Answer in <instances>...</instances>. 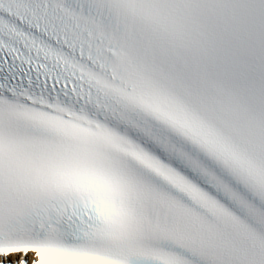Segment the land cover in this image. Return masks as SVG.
Returning <instances> with one entry per match:
<instances>
[{
	"label": "snow or ice",
	"instance_id": "1",
	"mask_svg": "<svg viewBox=\"0 0 264 264\" xmlns=\"http://www.w3.org/2000/svg\"><path fill=\"white\" fill-rule=\"evenodd\" d=\"M0 264H264V0H0Z\"/></svg>",
	"mask_w": 264,
	"mask_h": 264
}]
</instances>
